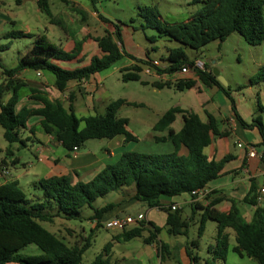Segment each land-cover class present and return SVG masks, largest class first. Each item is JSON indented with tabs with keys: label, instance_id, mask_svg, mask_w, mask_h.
Segmentation results:
<instances>
[{
	"label": "trees",
	"instance_id": "trees-1",
	"mask_svg": "<svg viewBox=\"0 0 264 264\" xmlns=\"http://www.w3.org/2000/svg\"><path fill=\"white\" fill-rule=\"evenodd\" d=\"M97 0H89L94 8ZM200 2L201 7L191 13L181 22L162 21L156 8L154 20L145 16L143 26L155 29L160 35L175 37L182 36L188 45H203L205 42L218 40L222 42L228 35L236 32L248 45L259 46L264 41V0H192ZM37 7L48 18L49 22L60 26L54 21L49 9L48 0H37ZM145 12L146 8L142 9ZM104 23H108L100 17ZM29 36L22 32H11L8 38ZM115 37L116 41L113 39ZM95 41L103 52L101 58L92 57L86 66L74 69H64L57 63L72 59L73 53H65L52 44L45 35L34 37L31 48L23 54L13 68L6 69L0 65V128L3 129V139L19 147L25 146V140L20 138V131L25 129L26 121L33 117H41V126L44 132H54L56 140L67 151L73 148L81 149L90 140H111L123 137V144L138 142L137 137L127 130L128 120L117 116L118 110L124 106H138L125 100H116L106 106L105 113L95 114L85 118H77L69 103L64 108L57 101H49L40 92L30 90V98L42 104L37 109L22 108L15 110L19 89L25 86L16 79V74L22 70L34 72H48L54 77V86L57 91L64 92L70 81H81L96 73L113 67L125 56L120 42V32L116 28L107 31ZM3 47V46H2ZM1 49H5L7 46ZM168 66L158 70L157 74L171 75L182 66H193L188 62L181 48L170 50L164 59ZM134 63L121 68L123 82L135 81L143 85L149 83L140 80L145 61L134 60ZM149 62V61H148ZM139 64V65H138ZM206 65V64H204ZM194 77L176 82L165 80L155 81L150 85L158 90L173 88L177 91L190 90L200 82L206 87H216L228 99L237 122L245 129H255L260 136L261 146L264 148V127L260 117H255L247 124L236 113L233 100L229 95V88L219 84L210 70L194 71ZM251 86H264V65L249 80ZM10 94L7 101L4 97ZM176 117H180V128H172ZM83 126L80 128V124ZM153 140L156 143H169L172 151L161 154L140 153L132 150L122 152L118 160L106 165L89 182L72 184L66 176H52L41 178L36 187L41 191V198L37 201L28 199L18 188L16 182L0 185V264H83L82 255L90 246L91 234L84 240V244L68 246L62 239L45 230L40 223H52L55 218L71 220L78 217L81 208L87 206L93 210L88 218L95 222L92 231L100 226L102 216L110 211L114 205L108 204L101 208L93 207L96 199L107 194L119 191L122 188L133 187V199L147 208H157L166 213V226L169 235H185L192 219H180V211L172 210V206L164 207L160 203L163 198H173L189 195L195 198L194 192L203 189L211 181L217 179L222 171L225 158L221 161L209 159L204 149L211 143L212 137L222 134L217 129L215 119L207 115V121L202 122L197 114L174 107L162 114L152 127ZM159 133L160 135H157ZM181 150L185 154H181ZM1 166V162H0ZM257 194L251 187L245 204L253 206V216L246 221L240 214L235 203L227 212H220L214 208L219 202L212 199L205 206L192 204L191 212L200 209L198 235L204 231V224L210 220L216 224L215 245L209 246L207 252L212 261L226 260L229 249V236L226 229L234 234L233 252L239 256H246L257 264H264V208L257 204ZM148 231L146 237L144 232ZM162 229L152 223L140 222L137 227L122 230L121 234L112 238L113 241L126 242L141 238L145 244L155 241ZM34 245L41 254L23 256L18 252L23 248ZM111 243L103 246L101 252L88 264H110ZM187 256L191 261L198 258Z\"/></svg>",
	"mask_w": 264,
	"mask_h": 264
},
{
	"label": "crops",
	"instance_id": "crops-1",
	"mask_svg": "<svg viewBox=\"0 0 264 264\" xmlns=\"http://www.w3.org/2000/svg\"><path fill=\"white\" fill-rule=\"evenodd\" d=\"M29 1L37 6V0ZM72 1L80 2L78 0ZM17 2L20 3L19 0H17ZM82 6L83 9L80 12L83 14L84 18H87L86 20H88V24L83 25L78 30L76 28L73 31L68 30L65 34L59 26L48 21V28H46V31H48V35L52 39L58 41V49L65 53H73L72 59L57 63L64 69H74L86 66L92 57L101 58L104 55L98 47L95 39L102 37L108 29L107 23H104L100 17L106 21L109 20L106 19L96 7L91 8L90 5ZM68 12V9H59L57 7V16H54L52 13L51 14L54 21L61 23L62 28L65 27V24L68 21L70 22H68V25L74 22L79 24L80 16L77 18L75 16L72 18H66L65 14H68ZM2 22L6 23L7 21L3 19ZM2 22L0 25L3 24ZM56 27L60 29L61 33L63 32V35L60 31L58 32L55 30ZM79 27L80 26H78V28ZM100 31H103V33L101 32L102 34H100ZM132 62L127 63L125 67L132 64ZM16 65L17 63L15 66ZM118 69L120 70V67H118ZM30 72L31 70H22L15 76L16 79H19L25 84V86L17 92L18 99L15 106L16 111H19L22 108L37 109L42 107L40 102L29 97L30 90H36L49 101H57L61 103L64 108H67L70 103L77 118L82 119L87 116L95 114L102 115L105 113V108L109 104V95L107 96L108 91L102 86L99 73L89 76L81 81H70L67 83L64 92H59L54 86L53 75L48 72H37V75L36 72H33L34 77H31L27 74ZM144 73H146V69L143 70L142 68L140 80L150 83L148 80L142 79V74ZM147 74L152 78H157V80H165V76L168 77L166 74L158 75L155 72H148ZM193 77L194 76L192 75L191 78ZM3 80L4 78L0 77V83ZM199 84L201 83L197 82L195 87H198ZM202 86L203 90L204 88H210L204 85ZM240 89L241 88H236L233 93L229 90V95L233 100L236 113L247 124H249L253 118L260 117L264 127V106L260 104L258 94L256 96L252 95L253 97L249 100V98H247ZM199 90L201 91L202 89L199 88ZM104 92L106 94V98L102 97L104 96ZM9 97L10 94H7L4 97V101H7ZM226 100L228 105L226 108H222L223 110L219 108L214 111L208 110L206 107L208 101L205 100L200 105L199 110L193 112L197 114L202 122L207 121L208 114L215 119L217 129L222 135L213 136L211 143L204 149L203 152L209 159H213L217 162L225 158L226 162L223 164L220 176L203 188V192H205L204 196L191 198V196L184 194L173 198H163L160 201L164 207L172 206L174 209L179 210L181 220L188 219L190 216L192 217V220H194L195 215H201L202 211L200 209H196L193 213L191 212L190 206L192 204L197 203L205 206L209 200L217 199L219 202L214 206L216 210L220 212H227L233 202L238 208L241 216L246 221H250L255 208L245 204L243 199L247 197L251 187L255 189V193L258 196L257 204L264 208V192H261V189H264V148L261 146L260 136L255 129H245L237 122L233 112L231 111L230 103L227 98ZM182 110L188 111L186 108H182ZM178 118L180 120V117H176L174 123L178 120ZM41 120V117L38 116L29 118L25 123V129L20 131V138L25 140L24 148L31 151L36 164L27 163L28 169L23 168L22 171H19L14 165L19 163V160L14 156V152L11 149L12 147L0 148V153L5 154L8 157V160L6 158H0V185L16 182L19 188V182L21 180H25L27 183L29 182L30 184H33V187L35 186L36 188V182L39 179L52 176H66L72 184L77 182L86 183L97 175L106 165L115 163L122 152L126 150L148 154H161L172 151V147L169 143H156L153 140L154 132H152V130V133L146 139L139 140L137 138L138 142L135 143H128L124 145L123 137L119 136L111 140H99L96 144L89 143L90 141H87L84 144L83 149L79 148L67 151L56 140L54 132L50 134L44 132V129L41 126ZM154 124L151 125V129ZM173 124L172 128L177 131L180 126L175 128ZM14 145L17 146L13 149L19 148L17 143H14ZM155 145L159 147L156 148ZM250 149L254 150V153H256L255 156L249 155ZM156 151H159V153ZM181 154H185V151L181 150ZM9 166L14 167V170H16L15 175H12L11 171H9ZM25 176H28L29 178L27 179ZM133 195V187H127L122 188L119 191L111 192L102 198L96 199L94 204L97 205L95 206L97 209L108 204L114 205L110 211L102 216L101 222L115 217L131 216L136 220H142V222L145 223H152L162 230L157 235L155 241L151 244H145L143 240H141L144 248L142 247L140 251H138V258L134 259L133 263H130L128 255H124L123 253L119 254L118 257L120 259H118V257L116 258L117 254L112 249L113 245L119 243L120 241H113L111 238V241L108 242L111 243L110 264H145L140 259L142 257L146 258L148 255L153 258V262H147L148 264H174L171 263V260L167 256H170V252L177 246L179 248L177 253H180V255H178L177 264H196L197 261L194 262L187 258L188 256L186 250L183 252L184 254L181 255V244L178 245L177 242H172L171 239L168 242H163L160 239L159 235L162 232H166L168 234V227L166 226V213L157 208H147L142 203L135 201L133 199ZM35 197L38 200L41 198L38 196ZM33 199L30 200L33 202L35 201V199ZM186 209L189 210V215L184 214ZM91 216L92 215L89 217ZM59 219L63 221L62 218ZM90 223L92 227H94L95 222ZM62 232L63 230L59 227H54L50 230V233L65 241V235ZM225 232L229 236V249L226 255V260L224 263L220 261H212L211 264H257L255 261L244 255L239 256L234 253L232 250L235 245L234 237L233 241H230L234 235L230 229H226ZM65 243L67 244L66 241ZM230 254H233L236 258ZM113 259L115 260L113 261ZM202 264H208V260H203Z\"/></svg>",
	"mask_w": 264,
	"mask_h": 264
},
{
	"label": "rangeland",
	"instance_id": "rangeland-1",
	"mask_svg": "<svg viewBox=\"0 0 264 264\" xmlns=\"http://www.w3.org/2000/svg\"><path fill=\"white\" fill-rule=\"evenodd\" d=\"M19 1L20 3L17 0H0V23L3 19L7 21L6 23L2 22L3 24L0 25V65L7 69L15 66L20 57L31 48L33 39L37 35H45L57 48L59 46L58 41L52 39L48 35V31H46L49 18L42 11L37 10V6L31 1ZM78 1L81 3L73 2L72 0H49V9L54 16H57V7L59 9H68V14H65L66 18L74 16L77 18L80 16L79 24L74 22L68 25V21L64 28L60 24L59 27L65 34L68 30L73 31L75 28L78 30L83 25L88 24L87 18H84L80 11L83 9L82 5H90L91 8L92 6L89 0ZM95 7L109 20L108 22L110 23H107L108 32L109 30L113 31L116 26L119 29L120 42L125 54L121 61L117 62L113 67L100 72L99 77L103 88L108 91L109 103L121 99L138 105L136 107L122 106L118 110L117 116L128 120V132L139 140L146 139L153 132H151V125L164 112L171 108H186L188 111L195 112L199 110L200 105L205 100L208 101L206 107L210 111H214L217 108L224 109L228 105L224 94L216 87L204 88L203 90V86L199 84L198 87H194L189 91H177L172 87L158 90L150 85V83L155 81L170 80L176 82L178 80L190 79L192 75L194 76L195 72L193 70L189 73L190 75L188 74L189 76L186 75L184 78H180L178 75L175 77L170 75V77L165 76V80H157V78H152L147 73H144L142 74V79L150 82L147 85L135 81L123 82L121 80V73L118 67L120 69L124 68L127 63H131L134 60L147 62L148 66H143V70L148 69L150 73L155 72L157 74V69H166L165 67L161 68L166 63L164 59L167 58L170 50L174 48H181L188 62L199 60L203 64H206L203 69L208 68L211 72L217 71L218 75L226 82V87L229 88L231 93L236 88H241L240 90L249 100L258 94L260 104L264 106V86L262 84L251 86L249 84V80L264 65V41L259 46H250L236 32H233L222 42L214 40L205 42L203 45L191 46L183 40L182 36L168 37L160 35L151 27L143 28L146 20L141 15L145 13V16L150 21H153L154 12L152 8L157 9L162 21L181 22L201 7L200 2H191V0H97ZM144 8H146L145 12L142 10ZM78 26L80 27L78 28ZM60 29L55 28L58 32ZM11 32H22L23 34H29V36L8 38L7 35ZM63 32L61 33L60 31L62 35ZM101 32L103 33V31H100V34H102ZM2 46L7 47L1 49ZM150 62H156L160 66L153 67ZM33 72L31 71L27 74L34 77ZM199 88L202 90L200 91ZM103 94L104 96L102 97L106 98L105 92ZM82 126L83 124L81 123L80 128ZM173 126L175 128L180 126L179 118ZM2 135L3 129L0 128V148L12 147L14 156L19 160V163L14 164L17 170L28 169L27 163L36 164L35 158L29 149L19 146L18 149H13L17 145L5 142ZM157 135L160 134L157 133ZM97 142L98 140H90L89 143L96 144ZM156 145L155 147L158 148L159 146ZM156 152L159 153V151ZM0 158L7 159L8 157L0 153ZM9 171H11L12 175H15L16 170H14L13 166H9ZM25 178L28 179L29 177L25 176ZM19 183L20 190L28 199L34 198L37 201L38 199L35 196L41 197V191L37 187H33V184L27 183L25 180H21ZM95 206L97 205L93 203V207ZM92 214L93 210L85 206L81 208L78 217L75 219H62L63 221H61L59 218H55L53 223L41 222L40 225L48 232L54 227H59L63 230L62 233L65 235L64 240L69 246H82L84 240L91 234L90 246L82 255V263L88 264L101 252L103 246L111 241V238L122 232L121 230H106L103 224L104 221L100 223L97 229L92 231V225L87 219ZM184 214L189 215V210L186 209ZM199 221L200 215H195L194 220L191 219L185 235L169 236L166 232H162L159 237L163 242H168L171 239L172 242H177L178 245L181 244V255L186 250L192 257L197 256L198 260H196V264H202L203 260H208V264H211L212 258L207 252V248L210 245H215L216 224L207 220L204 224V231L199 236ZM129 229L126 228V230ZM147 235L148 231L144 232L143 236L146 237ZM233 237L232 240L230 239L231 242L233 241ZM57 238L61 240L60 237ZM141 240V238H135L130 241L114 244L112 250L117 254L116 258L119 254L123 253L124 255H128L130 263H133L134 259L138 258V251L142 247L144 248ZM178 249L177 246L170 252V256H167L171 260V263L177 264L178 255H180V253H177ZM18 254L36 256L41 254V252L36 246L29 245L20 250ZM230 255L236 258L233 254ZM118 259L120 258L118 257ZM152 259V256L148 255L146 258L142 257L140 260L148 264L147 262H153Z\"/></svg>",
	"mask_w": 264,
	"mask_h": 264
},
{
	"label": "built area",
	"instance_id": "built-area-1",
	"mask_svg": "<svg viewBox=\"0 0 264 264\" xmlns=\"http://www.w3.org/2000/svg\"><path fill=\"white\" fill-rule=\"evenodd\" d=\"M151 65L153 67H159L160 64L156 63V62H150ZM164 66H162L161 68H166L168 66V63L163 64ZM204 64L202 62H200L199 60H194L193 61V66L190 67L188 65H184L182 66L178 71H176L175 73L171 74L173 75V77H175L176 75L180 76V78H184L186 75H188L191 70L193 71H203L204 69ZM149 70L146 69V73H148ZM36 74L38 75V73L36 72ZM170 77V75H167ZM73 150H76V148H73ZM256 153H254L253 149H250L249 151V155L250 156H255ZM261 192H264V189H261ZM195 197L198 196H204L205 192H203V189L198 190L197 192L193 193ZM172 210H174V207H172ZM142 222V220H136L131 216H121V217H115V218H111L108 219L106 221L103 222L104 224V228L106 230H117V231H122L126 228H134L137 227L139 225V223Z\"/></svg>",
	"mask_w": 264,
	"mask_h": 264
},
{
	"label": "water",
	"instance_id": "water-1",
	"mask_svg": "<svg viewBox=\"0 0 264 264\" xmlns=\"http://www.w3.org/2000/svg\"><path fill=\"white\" fill-rule=\"evenodd\" d=\"M213 76L216 78L217 82L221 84L223 87H226V82L218 75L217 71L212 72Z\"/></svg>",
	"mask_w": 264,
	"mask_h": 264
}]
</instances>
